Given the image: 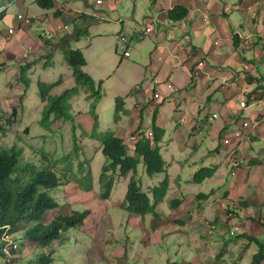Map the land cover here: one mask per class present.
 Listing matches in <instances>:
<instances>
[{
  "label": "rangeland",
  "instance_id": "obj_1",
  "mask_svg": "<svg viewBox=\"0 0 264 264\" xmlns=\"http://www.w3.org/2000/svg\"><path fill=\"white\" fill-rule=\"evenodd\" d=\"M35 1L0 0V41H2L0 43V46L2 45L0 48V150L15 148L21 154V165L30 163L39 170H52L57 176L63 177L56 188L49 190L50 196L61 204L60 214H64L65 211L89 210L90 215L84 228L65 230L60 241L49 247L50 254L47 257L51 260L50 264H182L184 260H191L192 264H250L252 255L246 247L248 243L245 242L244 235L247 233L255 235L262 227L250 223L237 224L235 208L229 203L225 204L216 219H212L213 215L206 216L200 209L194 208V204L200 203L197 202L196 197L192 200L187 198L183 204L174 207L170 203L172 199L169 195L165 202L158 204L157 212L162 221L155 223L158 218L152 215L137 217L122 210L121 205L130 173L126 178L115 175L108 199H99L97 179L100 167L105 162L99 140L100 137L115 132L117 98L124 99V108L126 105L130 107L131 98L128 93L140 85L143 88H148L151 82L154 85L156 78L146 72L149 65L140 67L125 58L120 61L124 50L115 40L114 30L121 25L120 18H126L122 24H126V20L133 22L131 15L122 9L116 14L111 13L110 9L104 11L103 7H110L113 0H101L102 6L97 5L96 0H69L71 9L76 2H79L78 8L81 7L85 13L93 17L81 27L88 36L83 35L84 37L78 42L69 44L75 46L72 49L80 48L79 50L86 55L89 61L87 71L94 80H97L96 87L101 86L100 101L97 102L95 109L98 116L96 138H91L94 120H91L89 130L86 122L79 120L78 117L77 121L74 119L73 110L81 115H91L94 99L83 87H78V92L69 100L73 120H59L51 125L50 129L43 127L39 122L44 109L39 84H54L50 92L51 96L60 95L63 91L76 87L73 69L65 59L67 50L65 42L75 39L76 33L66 36L67 33L63 32L64 37L57 41L55 39L58 35L53 32L51 36L45 35L44 30L49 29L50 25L39 17L48 11L38 7ZM19 9L22 14L38 16L43 27L33 28L16 22L15 13ZM61 25L65 26L67 32L72 31L70 26L62 23ZM9 28H14L15 34L9 35L7 32ZM132 41L134 39H129L127 46L128 51L135 58L138 53ZM247 43H249L248 37ZM27 44H33L35 50L29 60L21 61V51ZM89 51H92L91 55ZM10 54L12 56H9ZM25 66L28 68L23 73L24 80L20 68ZM82 70L84 71L85 68ZM14 109L15 116L12 117ZM7 119H11L12 123L6 124ZM73 125L76 127L75 139H73ZM127 133L125 140L138 132L128 130ZM75 149H78L77 155L74 153ZM197 156L193 153L187 159L191 161ZM225 156V151H222L217 160L221 163ZM66 157L68 161H63ZM163 158H166V161L170 160L167 155H163ZM68 162L71 163L70 166ZM182 170L180 176L183 175L181 178L186 179L192 171H195V167L187 165ZM87 172L91 175L89 192L82 191L71 177L73 174L82 177ZM24 173L23 171L18 176L21 177ZM168 173L172 179L175 177L174 165L169 168ZM164 176L165 174H158L154 178L146 176L142 163L136 168V179L140 181L143 192L147 190V183L157 184V180H161ZM225 177L230 181L228 172ZM217 180L214 178L213 182L192 183L191 188L205 194L214 189L215 193L211 200L225 203L226 195L223 196L225 187H219L220 182ZM230 192L235 195L234 190ZM172 197L175 198L174 194ZM261 209L264 212V208ZM51 217L52 214L49 219ZM193 218L196 219L194 222H192ZM221 220L223 225L220 224ZM207 221L209 224H206ZM212 224H215L214 230L207 227ZM248 228H250L249 232H246ZM219 230L227 231L229 237L235 240L226 241L227 245H225V242L216 235ZM262 235L258 236L264 240ZM215 237L218 238L217 241H214ZM203 238L208 241L204 242ZM252 246L254 248V245ZM33 251L42 253L43 248L39 246L29 250L23 242L17 243L13 249V256L11 253L13 261L11 264H40L34 258ZM221 252L226 254L223 258L224 262L219 256ZM0 264H4L3 258H0Z\"/></svg>",
  "mask_w": 264,
  "mask_h": 264
},
{
  "label": "crops",
  "instance_id": "obj_2",
  "mask_svg": "<svg viewBox=\"0 0 264 264\" xmlns=\"http://www.w3.org/2000/svg\"><path fill=\"white\" fill-rule=\"evenodd\" d=\"M55 1L56 8L45 10L48 12L39 17L46 23L49 22L50 27L47 29L51 31V35H58L55 41L64 37L63 32L67 33L66 36L76 33L75 39L69 43L78 42L83 35L88 36L81 27L93 17L81 7L78 8L79 2L71 9L69 0ZM96 4L102 6L103 2L96 0ZM174 8L185 9L187 16L181 21H172L168 12ZM103 9H110L113 14L122 9L133 17L134 21L126 20V24H122L126 18L119 19L121 25L114 30V38L118 42L116 37L124 34L123 36L128 37V42L129 39H134L132 43L136 45L138 55L133 58L132 53L129 52V56H124L123 53L120 61L125 58L140 67L149 65L146 72L156 78L154 85L153 82L148 88L140 85L128 93L131 98L130 107L126 105L125 112L120 114L113 134L125 138L128 130H136L141 139H144L148 138L145 135L152 130V124L163 129L164 136L159 148L166 164V174L161 180H157V184L166 176L169 180L168 192L163 202L169 195L171 202L177 200L179 204H183L187 198L194 199L201 194L191 188V184L195 183L194 175L202 169L213 168L214 175L202 182L218 179L219 187H225V203H219L220 200L213 202L212 195L206 201L194 204V208L200 209L206 216L213 215L212 219H216L225 204L229 203L235 208L237 224L259 225V218L264 221L261 209L264 208V0H113L110 7ZM21 12L19 9L15 16ZM61 23L70 26L72 31L67 32ZM147 28L151 29L148 35L145 34ZM247 37L249 43L246 44ZM127 45L125 49L128 50ZM83 55L86 65L82 69L85 68L84 72L94 80L87 71L89 61ZM200 61L204 63V67L200 77L194 79L192 71ZM96 81L95 79L94 82ZM168 84L172 85L170 89L167 88ZM155 94L159 97L155 98ZM243 101L247 103L246 108L241 106ZM73 111L75 121L77 117L80 118L90 130L93 117ZM214 113L219 118L211 121L210 117ZM238 130L243 131L241 137H231ZM224 137H230V142L224 143ZM222 151H225L226 156L220 163L217 157ZM193 153L198 155V159L189 161L187 157ZM128 154L134 156V148L129 149ZM163 155H167L171 162L166 161ZM236 159H242L243 164L234 167ZM172 165L176 170L173 179L168 173ZM187 165L194 166L196 171L190 173L189 180L180 176ZM227 172L231 177L230 181L225 179ZM157 184L147 183L146 193L150 195L151 188ZM212 190L215 191H209ZM231 190L235 191V195L231 194ZM173 194L175 198L172 197ZM160 220L158 218L155 223ZM195 220L193 218L192 222ZM249 229H245L246 232ZM218 232L216 235L227 245L230 241L228 232ZM261 234L264 237L263 227L255 235H244L245 242L248 243L246 247L252 257L258 247L249 237L263 241L258 236ZM214 239L218 240L217 237ZM203 241L208 240L203 238ZM219 256L224 262L226 254L221 252ZM184 262L192 264L191 260Z\"/></svg>",
  "mask_w": 264,
  "mask_h": 264
},
{
  "label": "trees",
  "instance_id": "obj_3",
  "mask_svg": "<svg viewBox=\"0 0 264 264\" xmlns=\"http://www.w3.org/2000/svg\"><path fill=\"white\" fill-rule=\"evenodd\" d=\"M35 3L43 10H54L57 5L55 0H36ZM186 16L187 11L183 8H174L168 12V17L176 22L183 20ZM235 40H237V37H235ZM66 46L65 59L73 69L76 87L67 89L60 95L51 96L50 92L55 85L40 83V96L44 109L39 122L43 127L50 129L51 125L59 120H73L69 100L78 92V87H83L90 97L94 99L90 110L94 120L91 138H96L98 117L95 109L101 97V89L100 86L96 87L94 80L82 70L83 66L86 65L83 53L79 49H72L67 41ZM27 68L28 66L20 68L22 78ZM123 112H125L124 99L117 98L115 122L119 120V114ZM14 116L15 109L12 114V117ZM5 123L10 124L12 120L7 119ZM75 125H73V139L76 138L74 134ZM151 131L153 132L151 138H144L135 143L133 147L134 156L128 154L129 147L126 146L124 138L118 137L113 133L100 137L101 152L105 162L100 167L97 179L99 186L98 197L101 200H107L114 184L115 175L123 177L130 173L121 205L122 210L129 215H136L137 217L152 215L154 218H159L157 206L163 202L168 192V177L166 176L159 184L152 187L150 195L142 191L139 181L136 179V168L140 163H142L144 172L148 177L166 174V164L160 155L159 148L164 131L154 124H152ZM138 134L140 133L138 132ZM74 153L77 155L78 149H75ZM20 157V152L15 150V148L0 150V239L2 232L7 228L12 236H16L13 238L17 239L20 237L29 250L39 246L42 247V253H34L35 250L33 251L34 258L40 264H50L51 260L47 257L50 254L49 247L60 241L65 230L84 228L90 213L89 210L83 209L80 212L65 211L64 214H60L61 204L50 196L49 190L56 188L63 177L57 176L55 171L53 172L52 170H39L30 163L21 165ZM63 161H68V157L63 159ZM68 164L69 166L71 165L70 162ZM80 170H83L82 165ZM23 171L25 173L21 177L18 176ZM214 173L215 169L213 168L202 169L194 175L193 182L200 183L206 178H211ZM60 175L63 176L62 174ZM71 177L72 181L82 191H91V175L89 172L82 177H76L75 174L71 175ZM214 192L212 190L207 194H198L196 196L197 202L206 201L210 196L214 195ZM179 203V201L173 200L171 205L177 207ZM50 214H52V217L49 219ZM258 224L264 228V221H261V218L258 219ZM207 227L213 230L216 228L215 224ZM232 240H235V238L230 237V241ZM249 240L258 247V251L252 257L251 264H262L264 262V240L261 241L252 237H249ZM11 253L13 256L12 248L10 249V255ZM0 258L4 259V264L13 263L12 259L8 260L1 251V240ZM183 264L191 263L184 262Z\"/></svg>",
  "mask_w": 264,
  "mask_h": 264
},
{
  "label": "built area",
  "instance_id": "obj_4",
  "mask_svg": "<svg viewBox=\"0 0 264 264\" xmlns=\"http://www.w3.org/2000/svg\"><path fill=\"white\" fill-rule=\"evenodd\" d=\"M97 3H99V1H97ZM16 20L23 24V25H27V26H30V27H33V28H42L43 27V23L40 21V19H38L37 17L35 16H32V15H25V14H22V13H18L16 15ZM60 27L58 26V29ZM151 29L150 28H147L145 30V34L148 35L150 33ZM8 34L11 35V34H15V30L14 28H9L7 30ZM45 32V35L47 36H50L51 35V31L48 30V29H45L44 30ZM116 39L118 40V43L120 45H122V49H125L126 48V45H127V42H128V37L126 36H121V35H118L116 37ZM246 40V38H245ZM0 48H2V45L0 46ZM35 50V47L33 44H27L23 47L22 51H21V55H20V59L21 61H27L29 60V58L32 56L33 52ZM124 56H129V51L127 49L124 50ZM203 67H204V63L202 61H200L196 67L193 69L192 71V77L194 79H198L200 77V74L203 70ZM172 85L171 84H168L167 85V88H171ZM155 98H158L159 95L158 94H155L154 95ZM241 106L243 108H246L247 107V103L246 101H243L241 103ZM219 118V115L214 113L211 117H210V120L211 121H215L216 119ZM243 131L241 130H238V131H235L233 133V135H231V137H236V138H239L241 137ZM147 137L151 138L153 136V132L151 130H149L147 132ZM139 140H141V136L140 134L136 133L132 136H130L129 138H127L125 140V144L126 146L128 147H134L135 143H137ZM223 142L224 143H229L230 142V137H224L223 138ZM243 164V160L242 159H236L234 162H233V166L236 167V166H239V165H242ZM233 174H235V172H233ZM206 224H209L208 222ZM231 235H233L231 233ZM1 251L3 252V254L7 257V259L9 258L10 256V249H14V247L16 246L17 243H19L20 241H16L13 240V238L11 237L10 233H9V229L5 228L4 231L2 232L1 234Z\"/></svg>",
  "mask_w": 264,
  "mask_h": 264
},
{
  "label": "clouds",
  "instance_id": "obj_5",
  "mask_svg": "<svg viewBox=\"0 0 264 264\" xmlns=\"http://www.w3.org/2000/svg\"><path fill=\"white\" fill-rule=\"evenodd\" d=\"M15 20H16V19H15ZM229 215H231V214H229ZM9 233H10V235H11V232H10V231H9ZM11 237H12V235H11ZM18 240L20 241V243L22 242L21 239H20V237H18V238L15 240V242L18 241ZM8 260H9V259H8Z\"/></svg>",
  "mask_w": 264,
  "mask_h": 264
},
{
  "label": "bare ground",
  "instance_id": "obj_6",
  "mask_svg": "<svg viewBox=\"0 0 264 264\" xmlns=\"http://www.w3.org/2000/svg\"><path fill=\"white\" fill-rule=\"evenodd\" d=\"M145 136H147V135H145ZM9 260L11 259V255L9 256V258H8Z\"/></svg>",
  "mask_w": 264,
  "mask_h": 264
}]
</instances>
